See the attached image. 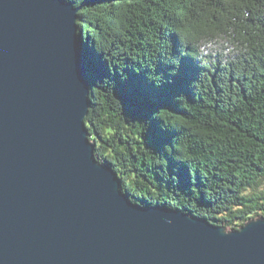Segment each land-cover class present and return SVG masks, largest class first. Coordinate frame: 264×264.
Instances as JSON below:
<instances>
[{"label": "trees", "instance_id": "16d2710c", "mask_svg": "<svg viewBox=\"0 0 264 264\" xmlns=\"http://www.w3.org/2000/svg\"><path fill=\"white\" fill-rule=\"evenodd\" d=\"M94 153L133 202L264 216V0H67Z\"/></svg>", "mask_w": 264, "mask_h": 264}, {"label": "water", "instance_id": "95a60500", "mask_svg": "<svg viewBox=\"0 0 264 264\" xmlns=\"http://www.w3.org/2000/svg\"><path fill=\"white\" fill-rule=\"evenodd\" d=\"M78 11L0 0V264H264V216L135 203L96 159Z\"/></svg>", "mask_w": 264, "mask_h": 264}]
</instances>
